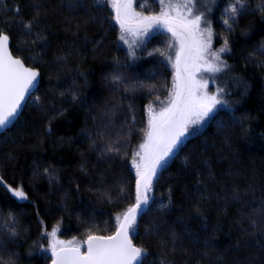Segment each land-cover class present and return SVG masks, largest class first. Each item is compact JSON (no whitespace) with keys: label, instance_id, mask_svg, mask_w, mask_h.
<instances>
[{"label":"trees","instance_id":"obj_1","mask_svg":"<svg viewBox=\"0 0 264 264\" xmlns=\"http://www.w3.org/2000/svg\"><path fill=\"white\" fill-rule=\"evenodd\" d=\"M195 2L211 15L215 45L229 46L225 66L211 73L227 106L160 170L150 211L130 236L146 250L143 264H264V0H244L235 20V0ZM134 8L159 11L156 0ZM115 12L93 0H0L12 54L40 72L0 133L2 264H50L44 230L58 226L60 238L81 241L107 236L135 203L130 164L146 139V106L169 98L175 78L161 55L170 34L135 39L130 54Z\"/></svg>","mask_w":264,"mask_h":264},{"label":"snow or ice","instance_id":"obj_2","mask_svg":"<svg viewBox=\"0 0 264 264\" xmlns=\"http://www.w3.org/2000/svg\"><path fill=\"white\" fill-rule=\"evenodd\" d=\"M164 8L158 15H140L130 11L132 0H93V6L103 8L111 5L116 11V20L120 24L121 30L128 36L143 38L145 34L156 30L170 32L173 37L180 40V50L175 54L176 81L173 90L170 92L166 106L160 108L158 112L149 111L152 115L148 121V131L146 139L139 145V151L135 152L133 164L136 168V198L135 203L127 208L121 217H117L119 224L116 232L107 237L90 235L87 238V252L81 254L78 248H60L57 252V245L63 244L56 241L52 245L53 255L57 257L53 264H143L147 255L146 250L133 246L130 235L137 231L138 220L150 211L152 196V185L160 170L165 167L168 160L181 146L184 139L192 135L199 127L215 118V114L221 106H227V102L219 98L217 94L208 95L204 91L209 81H197L190 75L189 62L201 59L205 50L210 44V25L204 31L209 32L208 43L199 42L195 47V55L191 37L194 30H199L203 14L191 16L194 0H159ZM245 7L244 0H235L228 9V15L235 20L239 10ZM187 9L185 14L181 9ZM224 24L231 27L229 19L224 20ZM28 27V25H25ZM9 37L0 32V129L5 128L17 118L23 107V101L31 94L36 87L38 73L33 69L26 68L19 58H12L7 53V41ZM121 40L128 43L126 36L122 35ZM138 40H132V44H137ZM227 43V42H225ZM174 47L173 44L169 45ZM226 51L221 48L218 52H212L211 56L219 60V52ZM164 55V53H161ZM183 63L184 67L181 68ZM196 71H200L199 65H194ZM223 64L214 66L209 64L204 71L219 72ZM115 82L120 78L114 77ZM142 87V85H130V88ZM108 151H115L109 147ZM136 157L139 159L137 160ZM3 185L0 184V187ZM17 199H24L25 193L22 189H5ZM161 207L167 205L161 204ZM9 220L14 222V218L9 216ZM54 229L49 235L54 236ZM15 235V233H11ZM14 255V254H13ZM2 264V258H0Z\"/></svg>","mask_w":264,"mask_h":264},{"label":"rangeland","instance_id":"obj_3","mask_svg":"<svg viewBox=\"0 0 264 264\" xmlns=\"http://www.w3.org/2000/svg\"><path fill=\"white\" fill-rule=\"evenodd\" d=\"M195 1L196 0H194V4L193 5H190V7L193 8V12H192L191 16H188L187 18L191 19L195 15H201V14H203V18H202V21L200 23L199 30H194V32H193V48H194L193 55H195V47H196L197 43H199V42L208 43V41H209V32L208 31H204V30L208 29L209 25H210V30H211L210 44H209V47L205 50V52L202 55L201 59L189 62V69L190 70H189V72L187 74L190 75L194 80H197V81L208 80L209 84H208L207 88L204 89V91L208 95H213V94H216V89H215L216 86L214 85V83L211 80V75H212L211 73H213V72H207V71H204L203 69L206 68L209 64H212L214 66H220L221 62H222L223 67H224L225 66V60H224L223 56H224V54L226 52H228L229 46L227 44H225V43L221 44V45H218V46L215 45L213 30H212V26H211V15H209L206 12H204L202 10L201 4H199L198 2L196 3ZM134 2H135V0H132V5H131V8H130V11L134 12V13H138L140 15H145V14H142L141 12H139L138 10H136L134 8ZM156 2L158 3L159 11L156 14H154V15L160 14L162 9L164 8V5H161L159 0H156ZM173 2H177V0H173ZM167 3H168V0H165V5ZM181 11H183L185 14H187V9L186 8L185 9H181ZM145 16H147V15H145ZM157 31L158 30L151 31L150 33L145 34L144 36L149 37V36L153 35L154 33H156ZM122 35L126 36V39L128 40V43H126L124 40L120 39V37ZM138 38L139 37L128 36L120 28L119 42H120L121 45H123V46H125L127 48L128 52L130 54L133 52V44L131 43V41L135 40V39H138ZM139 39H141V38H139ZM170 44H173L174 47H172V48L168 47L167 51L164 54L163 59L168 64V66L172 69L173 74H174V78H175V81H176L177 72H176V67H175V54H176L177 51L180 50V39L170 35L169 45ZM225 47H226V51L219 52V60H216V59H214L211 56L212 52H218L219 49L225 48ZM194 65H199L201 70L200 71H196ZM168 99L169 98L160 99V100H154V101H151L150 103L147 104V106H146V116H147L146 133L148 131V121H149L150 116L152 115V112L149 111V106H151L152 110H154L155 112H158L161 107L166 106ZM221 107H223V106H221ZM205 124L202 127H199L195 132H193V134L198 132V131H200L205 126ZM189 136H191V135H189ZM189 136H187V137H189ZM135 152H137V151H135ZM135 152H134V154H135ZM133 158H134V155H133ZM133 158H132L130 166H131V169H132L133 173L135 174L136 180H137L136 168H135V166L133 164ZM136 159L138 160L139 158L136 157ZM123 213L119 214L118 216L122 218V214ZM116 223H117V225L119 224V221H118L117 218H116ZM54 229L56 230L55 235L54 236L49 235V233H52ZM58 230H59L58 226H54L50 231L44 230V233L40 237V243H42L44 245L45 252L50 253V255H51L52 252H53L52 251V245L56 241H62L63 242V244L57 245V248L63 247V246H78L80 248L84 247V241H81L80 239H78L76 237H73L71 239H62V238H60Z\"/></svg>","mask_w":264,"mask_h":264},{"label":"water","instance_id":"obj_4","mask_svg":"<svg viewBox=\"0 0 264 264\" xmlns=\"http://www.w3.org/2000/svg\"><path fill=\"white\" fill-rule=\"evenodd\" d=\"M115 14H116V12H115ZM163 31H165V30H163ZM165 32H167V31H165ZM167 33L171 34L170 32H167ZM4 34H5V33H4ZM6 35H7V34H6ZM171 35H172V34H171ZM7 36H8V35H7ZM8 37H9V36H8ZM179 39H180V40L183 39V36H181ZM190 39H191V42L193 43V35H192V37H191ZM7 53H8V55H10V56H11L12 58H14V59H15V58H19V57L13 55L12 52H11V50H10V38H9L8 41H7ZM19 59H20V58H19ZM22 62H23V61H22ZM23 64H24V66H25L26 68H30V69H33L34 71H36V72L38 73V77H37V84H36V87L31 91V94H30L29 96H27L26 99L22 102V103H23V107H22V109L20 110V112H19L17 118L19 117V115H20L21 112L23 111V109H24V107H25V104H26L28 98H29V97L35 92V90L38 88L39 83H40V72H39V70H37L36 68H32V67L27 66L24 62H23ZM183 67H184V65H183V63H182V64H181V68L183 69ZM185 75L187 76L188 74L185 73ZM17 118H15L14 121H13L12 123H10L9 125H7L5 128L0 129V133L3 132V131H5L6 129L10 128V127L12 126V124L17 120ZM116 229H117V228H116ZM115 232H116V230H115L112 234L107 235V236H111V235H113ZM95 236H101V235H95ZM107 236H103V237H107ZM129 239L131 240L133 246L137 247V246L134 244V242L132 241L131 236H129ZM86 241H87V239L84 241V247H83V248H80V247H78V246H63V247H67V248H78L79 251H80V253H81V254H84V253H86L87 250H88V249H87V243H86ZM60 248H62V247H59V248L56 249L57 252H59ZM50 257H51L50 264H53V261H54L55 259H57V257L53 255V252H52V254H51Z\"/></svg>","mask_w":264,"mask_h":264}]
</instances>
